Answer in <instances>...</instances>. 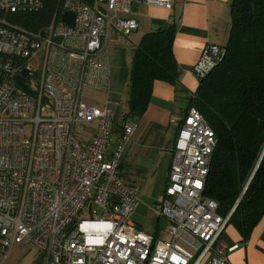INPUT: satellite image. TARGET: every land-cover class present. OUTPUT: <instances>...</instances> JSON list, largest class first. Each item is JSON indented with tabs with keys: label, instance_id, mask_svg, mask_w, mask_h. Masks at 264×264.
I'll return each mask as SVG.
<instances>
[{
	"label": "built area",
	"instance_id": "built-area-1",
	"mask_svg": "<svg viewBox=\"0 0 264 264\" xmlns=\"http://www.w3.org/2000/svg\"><path fill=\"white\" fill-rule=\"evenodd\" d=\"M169 8L172 0H60L49 23L28 28L8 16L37 12L41 0H0V264L15 245H31L41 264H230L221 234L231 211L202 193L216 144L213 129L189 106L171 150L166 184L150 209L167 220L168 239L130 219L140 204L119 175L134 122L111 144L106 46L137 28L131 5ZM73 13L72 24L61 21ZM225 54L206 44L191 71L205 75ZM26 69L27 73H22ZM29 89L16 82V77Z\"/></svg>",
	"mask_w": 264,
	"mask_h": 264
},
{
	"label": "trees",
	"instance_id": "trees-1",
	"mask_svg": "<svg viewBox=\"0 0 264 264\" xmlns=\"http://www.w3.org/2000/svg\"><path fill=\"white\" fill-rule=\"evenodd\" d=\"M41 1L37 12L8 18L28 28L48 24L60 10V0ZM174 34L171 23L144 33L136 44L125 108L114 112L111 143L126 121L133 122L144 113L155 80L178 82ZM222 46L225 54L198 78L188 107L203 115L216 138L202 193L217 202L223 217L237 203L227 222H233L245 238L264 214V0H230V28Z\"/></svg>",
	"mask_w": 264,
	"mask_h": 264
},
{
	"label": "crops",
	"instance_id": "crops-1",
	"mask_svg": "<svg viewBox=\"0 0 264 264\" xmlns=\"http://www.w3.org/2000/svg\"><path fill=\"white\" fill-rule=\"evenodd\" d=\"M129 16L136 20L137 28L127 36L113 33L106 46L111 89L106 92L90 88L84 100L99 104L107 99L110 108L119 114L122 109L117 100L128 81L131 54L141 36L171 23L175 25L172 52L179 68L178 82H153L148 105L144 113L133 120L134 130L120 159L119 175L133 184L137 192L141 181L163 188L166 184L175 136L189 105V96L198 85L192 65L206 44L226 42L230 0H172L169 8L134 2ZM115 136L113 134L110 147L114 145ZM221 241L227 246L237 245L227 253L230 264H264V214L245 238L233 222H226Z\"/></svg>",
	"mask_w": 264,
	"mask_h": 264
},
{
	"label": "rangeland",
	"instance_id": "rangeland-1",
	"mask_svg": "<svg viewBox=\"0 0 264 264\" xmlns=\"http://www.w3.org/2000/svg\"><path fill=\"white\" fill-rule=\"evenodd\" d=\"M127 99V83H125L120 95L119 105L125 108ZM137 193L140 197V204L130 216V219L141 230L154 234L159 239H168L165 231L167 220L164 217L158 218L150 209L157 204V196L163 187L155 185L150 181H141L138 184ZM37 249L31 245H15L5 256L1 264H41ZM2 251L0 249V256ZM38 256V258H37Z\"/></svg>",
	"mask_w": 264,
	"mask_h": 264
},
{
	"label": "water",
	"instance_id": "water-1",
	"mask_svg": "<svg viewBox=\"0 0 264 264\" xmlns=\"http://www.w3.org/2000/svg\"><path fill=\"white\" fill-rule=\"evenodd\" d=\"M60 19H61V21L64 22L65 24L70 25V24H72V21H73V13L70 12V11L65 10V11L62 13V16H61ZM22 73L26 74V73H27L26 69H23V70H22ZM16 82H17L21 87H23L25 90L29 91V89L26 87V85H24V84L22 83V81L19 79L18 76L16 77ZM263 152H264V149H263ZM263 152H262V153H263ZM252 174H253V172L251 173V175H250V177H249V180H250ZM249 180L247 181L246 185L244 186V188H243V190H242V193L245 191V189H246V187H247V184H248ZM236 204H237V203H235V205L233 206L231 212L233 211V209H234V207L236 206Z\"/></svg>",
	"mask_w": 264,
	"mask_h": 264
}]
</instances>
